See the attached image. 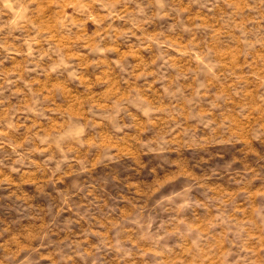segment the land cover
<instances>
[{
    "label": "rangeland",
    "instance_id": "obj_1",
    "mask_svg": "<svg viewBox=\"0 0 264 264\" xmlns=\"http://www.w3.org/2000/svg\"><path fill=\"white\" fill-rule=\"evenodd\" d=\"M0 264H264V0H0Z\"/></svg>",
    "mask_w": 264,
    "mask_h": 264
}]
</instances>
